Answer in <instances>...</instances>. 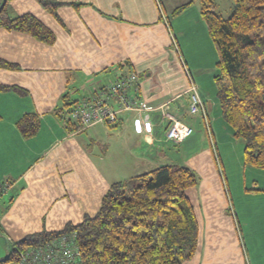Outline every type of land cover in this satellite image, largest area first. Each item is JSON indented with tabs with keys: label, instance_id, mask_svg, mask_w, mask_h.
Masks as SVG:
<instances>
[{
	"label": "crops",
	"instance_id": "1",
	"mask_svg": "<svg viewBox=\"0 0 264 264\" xmlns=\"http://www.w3.org/2000/svg\"><path fill=\"white\" fill-rule=\"evenodd\" d=\"M55 1L62 3L57 19L35 0L8 5L10 17L29 14L48 28L52 45L0 27V61L18 67L0 68V87L11 88L0 89V240L6 253L27 235L93 217L111 184L176 165L198 178L185 192L198 226L197 246L182 264H264V203L250 211L239 206L217 167L224 143H240L221 117L213 80L217 54L199 5L181 12L188 26L176 18L182 24L176 39L157 0ZM130 73L137 78L134 101L151 110L124 111L113 125L76 131L54 112L63 97L80 102ZM186 73L205 105L215 151L201 116L189 113ZM163 108L192 129L178 145L166 138ZM28 113L40 120L31 139L16 126ZM257 191L264 200V190Z\"/></svg>",
	"mask_w": 264,
	"mask_h": 264
},
{
	"label": "trees",
	"instance_id": "2",
	"mask_svg": "<svg viewBox=\"0 0 264 264\" xmlns=\"http://www.w3.org/2000/svg\"><path fill=\"white\" fill-rule=\"evenodd\" d=\"M0 2V27L30 35L52 45L54 34L29 14L10 17L9 2ZM57 19L62 5L55 0H35ZM217 54L214 85L221 117L235 140L243 145L244 166L264 170V0H232L231 13L224 18L215 0H193ZM183 6L176 9L177 13ZM0 68L17 66L0 61ZM1 90L11 88L0 87ZM54 112L68 131L80 126L68 117L76 103L63 97ZM25 139L37 135L36 114L23 115L17 122ZM198 178L187 167L165 165L129 180L110 185L99 211L78 225L61 231H41L8 246L0 264H18L20 256L62 236L74 235L78 257L71 264H182L197 246L198 226L186 190Z\"/></svg>",
	"mask_w": 264,
	"mask_h": 264
},
{
	"label": "built area",
	"instance_id": "3",
	"mask_svg": "<svg viewBox=\"0 0 264 264\" xmlns=\"http://www.w3.org/2000/svg\"><path fill=\"white\" fill-rule=\"evenodd\" d=\"M190 83L189 113L200 115L212 148L215 151L209 119L204 103L201 101L198 89L188 73ZM137 78L135 73L119 79L111 85L100 89L88 99L77 102L68 111V117L80 126L87 129L94 125H113L117 121L118 114L124 111L138 113L149 111L152 108L146 103H136L130 91L137 90ZM162 116L167 121L166 138L172 145H178L192 134V129L172 116L165 108ZM78 251L74 243V235L62 236L59 239L48 242L43 247L31 248L20 256L18 264H71L76 261Z\"/></svg>",
	"mask_w": 264,
	"mask_h": 264
},
{
	"label": "rangeland",
	"instance_id": "4",
	"mask_svg": "<svg viewBox=\"0 0 264 264\" xmlns=\"http://www.w3.org/2000/svg\"><path fill=\"white\" fill-rule=\"evenodd\" d=\"M158 4L164 6L165 14L167 19L173 29V36L178 39V35L176 33V28L178 25L185 24L188 26L186 17L187 14L181 13L183 10L188 8L192 3L198 4L196 1H192L190 3H184L180 5H172V0H157ZM216 3V11L219 12L224 18H228L231 13V6L232 0H215ZM183 6V9L179 10L177 13H173L176 9ZM162 7V6H161ZM176 18L180 19L176 20ZM194 27V26H193ZM196 33V31H195ZM189 36L192 37L193 33L191 30L189 31ZM197 36V34H196ZM196 38L195 41L199 40L197 37H193L191 39ZM237 143H240L239 146H233L228 144L227 142L224 143L223 147L219 150L221 154V160L218 159L217 156V167L222 175V178L228 180L229 188L231 195L233 196L234 200L239 203V206L246 205L248 211L252 210V207L255 204L264 203L263 199H260L262 196L259 195V191L257 190H264V170L254 169L243 164V146L240 140H236ZM1 196V195H0ZM4 196V195H3ZM250 209V210H249ZM258 215V213H257ZM249 216V220H252L253 224L256 221L255 215ZM257 225V223H255ZM248 236V235H247ZM247 242H249L248 237H245ZM6 256V247L3 242L0 240V260Z\"/></svg>",
	"mask_w": 264,
	"mask_h": 264
}]
</instances>
